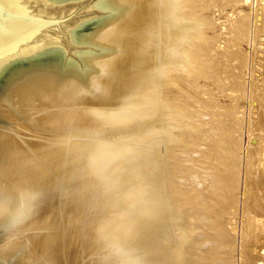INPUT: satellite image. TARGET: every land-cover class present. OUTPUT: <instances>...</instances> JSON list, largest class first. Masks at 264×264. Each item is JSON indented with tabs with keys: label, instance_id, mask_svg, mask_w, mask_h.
Wrapping results in <instances>:
<instances>
[{
	"label": "bare ground",
	"instance_id": "bare-ground-1",
	"mask_svg": "<svg viewBox=\"0 0 264 264\" xmlns=\"http://www.w3.org/2000/svg\"><path fill=\"white\" fill-rule=\"evenodd\" d=\"M190 1L0 0V264L222 263L227 198L200 167L174 180L206 121L184 98L189 60L210 65Z\"/></svg>",
	"mask_w": 264,
	"mask_h": 264
},
{
	"label": "rangeland",
	"instance_id": "rangeland-1",
	"mask_svg": "<svg viewBox=\"0 0 264 264\" xmlns=\"http://www.w3.org/2000/svg\"><path fill=\"white\" fill-rule=\"evenodd\" d=\"M262 1L192 0L188 3L191 12L196 11L197 14L203 15L207 22L205 36L202 34L195 45L204 44L201 45V52L198 51V58L203 56L201 62L205 68L208 63L210 65L208 69L206 68L208 73H205L200 70L203 68L201 64L194 68L195 61L189 60L191 69L193 68L190 73L194 75V79L188 77L184 79L187 86L184 98L187 102L194 103L192 109L196 114L189 115L190 119L195 121L197 117H202L201 119L206 118V121L204 120L203 125L195 126L197 127L193 132L195 135L192 132L187 134L186 131H182L183 137H186L184 140L188 143L187 146L180 144L177 149L183 154L192 151L189 154L192 160L188 157L189 166L179 169V175L175 176L174 180L178 185L188 184L192 182V177L189 175L191 169L200 167L207 178L205 183L209 184L207 190L210 188H212L210 192L215 190L210 198L215 200L221 199L222 196L227 198L224 202L216 201V203L212 202L213 205L210 204L213 208L210 217L215 218L217 224L222 227L227 226L228 232L230 231L228 244H224L221 253L214 255L216 259L220 257L217 261L223 260L221 264L224 262L253 264V257L250 260L249 256H256L259 259L261 256L259 252L264 247L262 246L264 230L254 228L255 220L260 219L264 223V3L262 5ZM74 10L78 14L87 11L85 8L72 9L68 12L70 17L73 16ZM68 15L64 16L63 20L69 19ZM215 64L219 67H214ZM177 97L179 99L180 95ZM191 138L193 142L188 141ZM233 145L236 149L232 147ZM183 148L186 149L182 151ZM195 157L198 158L196 162ZM217 193L223 195L220 197ZM208 201L206 199V202ZM244 234L249 236L251 242H245ZM255 261L254 263L257 264L259 260Z\"/></svg>",
	"mask_w": 264,
	"mask_h": 264
}]
</instances>
